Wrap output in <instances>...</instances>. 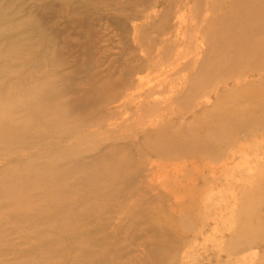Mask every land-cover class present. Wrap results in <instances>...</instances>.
Returning <instances> with one entry per match:
<instances>
[{"label":"rangeland","instance_id":"rangeland-1","mask_svg":"<svg viewBox=\"0 0 264 264\" xmlns=\"http://www.w3.org/2000/svg\"><path fill=\"white\" fill-rule=\"evenodd\" d=\"M0 264H264V0H0Z\"/></svg>","mask_w":264,"mask_h":264},{"label":"bare ground","instance_id":"bare-ground-1","mask_svg":"<svg viewBox=\"0 0 264 264\" xmlns=\"http://www.w3.org/2000/svg\"><path fill=\"white\" fill-rule=\"evenodd\" d=\"M235 13H236V12H235ZM234 19H235V18H234ZM203 34H204V33H203ZM255 52H256V51H255ZM255 52H254V53H255ZM256 58H257V56H256ZM247 66H248V64H247ZM247 69H248V68H247Z\"/></svg>","mask_w":264,"mask_h":264}]
</instances>
